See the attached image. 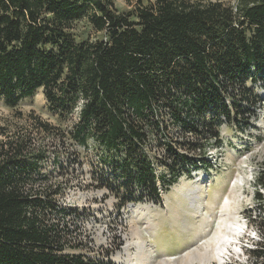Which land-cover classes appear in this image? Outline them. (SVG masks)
I'll list each match as a JSON object with an SVG mask.
<instances>
[{
    "label": "trees",
    "instance_id": "16d2710c",
    "mask_svg": "<svg viewBox=\"0 0 264 264\" xmlns=\"http://www.w3.org/2000/svg\"><path fill=\"white\" fill-rule=\"evenodd\" d=\"M130 3L131 10L119 12L115 0H0V99L16 106L43 88L61 112L82 99L75 138L94 136L109 149H127L121 169L155 196L158 177L148 155H140L147 143L143 123L170 136L160 119L150 121L162 104L181 129L199 135L200 125L185 121L189 100L203 126L210 124L204 119L210 108L233 119L231 109L242 101H260L246 94L248 81H264V0ZM85 15L104 38L76 39L74 23ZM236 87L245 97L227 103L225 95ZM214 116L211 123L219 119ZM211 128L219 140L220 130ZM159 144L169 162L191 160L172 136ZM15 146L0 154V264H85L62 253L58 225L46 220L55 206L41 198L52 191L25 189L29 175L20 166L26 156L21 144ZM257 184L264 186L261 175ZM255 197L264 208L259 189ZM245 214L252 216L249 209ZM263 250L246 249L247 259L264 264Z\"/></svg>",
    "mask_w": 264,
    "mask_h": 264
},
{
    "label": "rangeland",
    "instance_id": "374dc122",
    "mask_svg": "<svg viewBox=\"0 0 264 264\" xmlns=\"http://www.w3.org/2000/svg\"><path fill=\"white\" fill-rule=\"evenodd\" d=\"M133 1L115 0V6L119 12H127L132 9L130 2ZM224 1L235 6L238 0ZM73 34L79 41L105 37L104 32L95 31L88 15L74 23ZM247 88L250 91L246 95L260 100L256 105L242 101V107L231 109L233 119L227 118L223 109L210 108L212 111L204 116L210 124L205 126L189 100L185 121L188 125H200L199 135L181 129L166 106L156 105V115L150 121L160 119L167 125L178 151L191 160L173 162L177 169L167 170L171 162L159 142L169 141L170 136L143 123L147 143L141 144L140 155H148L154 164L158 176L155 196L151 195L148 185L128 178L121 169L127 149H109L94 136L85 142L75 138L73 132L80 121L82 99L69 112L55 111L43 88L16 106L0 99V154L6 150L11 152L12 147L21 144L26 156L21 172L29 175L25 189H57L52 198L59 206L93 205L103 201L106 208L101 213L104 214L115 203L111 199L135 200L137 210H127V215L140 257L131 259L130 264H187L189 255L191 264H256V259L253 262L247 259L246 249H264V208L255 197L257 189L264 195V186L257 184L259 175L264 181V81H248ZM244 92L239 87L230 89L225 95L227 103L234 95L245 97ZM214 114L219 119L211 123ZM243 114L247 118H242ZM212 126L215 131L220 130L219 140L213 136ZM193 188L198 189L199 195L194 206L191 204L195 195ZM102 194L106 195L105 200ZM247 209L252 213L251 218L245 214ZM47 219L50 225L55 223L62 228L59 211H49ZM246 228L251 231L247 230L237 241L238 234ZM225 245L229 251L225 250L221 258L215 257ZM75 251L78 250L72 255H77Z\"/></svg>",
    "mask_w": 264,
    "mask_h": 264
},
{
    "label": "built area",
    "instance_id": "2783aa9c",
    "mask_svg": "<svg viewBox=\"0 0 264 264\" xmlns=\"http://www.w3.org/2000/svg\"><path fill=\"white\" fill-rule=\"evenodd\" d=\"M172 163L171 161L166 167L167 170L177 169L174 166L171 169ZM152 166L154 167V164ZM47 188L51 189L52 193L49 196L44 194L41 198L51 201L55 206L53 210L59 211L60 217L63 218L62 228L58 226L63 241L62 253L72 255L74 250H78L75 252L85 264H130L131 259L140 257L138 256L140 248L132 239L133 234L130 231L132 223L127 215V210L132 212L137 210L138 203L135 200L119 202L117 199H111L112 204L115 202L114 205L109 212L103 214L101 211L106 208L101 203L103 201L93 205L59 206L52 198L57 194V189ZM101 198L105 200L106 195L102 194ZM245 221L248 223L247 219ZM68 249L71 252H68Z\"/></svg>",
    "mask_w": 264,
    "mask_h": 264
},
{
    "label": "bare ground",
    "instance_id": "6f19581e",
    "mask_svg": "<svg viewBox=\"0 0 264 264\" xmlns=\"http://www.w3.org/2000/svg\"><path fill=\"white\" fill-rule=\"evenodd\" d=\"M192 192L193 193H195V195L193 194V197H192V202H191V204L194 206V205H197L196 204V200H197V198L199 197V195H198V189L196 188V189H194L193 188V190H192ZM191 197V196H190ZM149 226V225H148ZM239 227V226H238ZM228 237H230V236H228ZM228 240H230V239H228ZM226 242H228V241H226ZM228 243H230V241L228 242ZM231 244H232V242H231ZM225 250H227V251H229V248L225 245V246H223L222 248H220L217 252H216V254H215V257H219V258H221V257H223L224 255H225ZM226 251V252H227ZM186 253H188V252H185V254ZM212 257H213V255H212ZM190 258H191V256L189 255L188 256V259H187V264H191V260H190ZM165 259H170V257H165ZM173 259V258H172ZM209 261H210V259H209Z\"/></svg>",
    "mask_w": 264,
    "mask_h": 264
},
{
    "label": "crops",
    "instance_id": "0c3cea01",
    "mask_svg": "<svg viewBox=\"0 0 264 264\" xmlns=\"http://www.w3.org/2000/svg\"><path fill=\"white\" fill-rule=\"evenodd\" d=\"M151 224H149V226H150ZM138 230V232H141L142 233V231H141V229L139 228V226H135V230ZM157 232V231H156Z\"/></svg>",
    "mask_w": 264,
    "mask_h": 264
},
{
    "label": "clouds",
    "instance_id": "9594fccd",
    "mask_svg": "<svg viewBox=\"0 0 264 264\" xmlns=\"http://www.w3.org/2000/svg\"><path fill=\"white\" fill-rule=\"evenodd\" d=\"M247 219V218H246ZM247 230H250L251 231V229H249V228H247Z\"/></svg>",
    "mask_w": 264,
    "mask_h": 264
}]
</instances>
